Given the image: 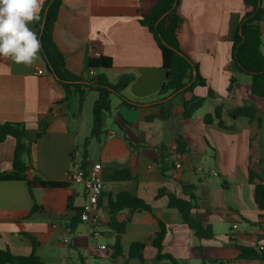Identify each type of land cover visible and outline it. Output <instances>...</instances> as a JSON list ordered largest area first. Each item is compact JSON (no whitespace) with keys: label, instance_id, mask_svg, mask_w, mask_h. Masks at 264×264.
I'll use <instances>...</instances> for the list:
<instances>
[{"label":"crops","instance_id":"obj_1","mask_svg":"<svg viewBox=\"0 0 264 264\" xmlns=\"http://www.w3.org/2000/svg\"><path fill=\"white\" fill-rule=\"evenodd\" d=\"M48 1L44 0L43 8ZM156 1L62 0L55 23L54 42L69 73L89 79V60L103 57L111 59L113 66L95 69V76H105L112 85L127 82L120 95L112 93L117 102L112 105L111 100V110L103 115V133L88 147L90 163L102 166L104 183L99 202L102 223L94 229L84 222L74 231L67 228L86 202L83 185L69 183L68 177L75 151L91 134L93 112L92 118L86 112L90 106L94 108L98 93L83 88V99L74 88L68 93L47 71L40 54L32 66L0 58V125H25L31 142L28 178L68 184L66 189H34L32 195L25 181H0V250L30 255L33 243L24 236L28 235L39 243L37 255L43 264H172L155 262L158 251L154 242L163 224L168 229L164 253L178 264H264L240 260L236 247L264 253V220L259 218L264 212L254 195L255 184L264 182V98L252 95L248 74H239L233 92L228 91L235 35L252 8L245 0L180 1L179 13L184 19L180 47L199 66L208 86L167 100L169 97L160 95L167 77L161 51L153 35L139 23ZM260 26L264 52V16ZM30 27L38 33L37 24ZM131 77L134 79L128 82ZM210 89L214 98L208 96ZM194 95L205 98V103L190 119H184L182 101ZM123 100L137 108L122 105ZM219 105L225 106L224 129L217 122H204L205 115ZM252 105L259 110L261 123L231 119L226 113ZM163 107L170 109V118L147 121ZM179 137L187 146L183 154L177 150ZM15 147L16 140L10 136L0 144L1 172L13 170ZM172 154L178 155L182 168L164 174L161 157L171 161ZM122 170H129L134 179L116 180V172ZM251 171L260 180L251 183ZM186 185L196 188L198 208L193 215L212 228V239L196 237L180 212L169 208L168 197H159L165 189L188 200ZM122 193L141 199L152 212L118 213L117 222L125 226V232L118 234L109 226V203ZM35 205L40 209L33 213ZM117 237L123 252L115 258ZM137 243L145 247L143 260L129 256L130 247Z\"/></svg>","mask_w":264,"mask_h":264},{"label":"trees","instance_id":"obj_2","mask_svg":"<svg viewBox=\"0 0 264 264\" xmlns=\"http://www.w3.org/2000/svg\"><path fill=\"white\" fill-rule=\"evenodd\" d=\"M181 0H157L155 6L148 14L141 15L139 23L146 28L157 42L162 54V67L167 72L166 80L160 90V95L163 99L171 96H181L186 93H193L197 87H207V81L202 77L199 66L196 65L187 55H185L180 47L179 32L183 26L184 19L179 13V5ZM262 0H245V4L252 8V11L247 13L242 20L237 33L235 35L232 60L229 67L232 77L228 88L229 93L233 92L239 74H248L251 77V91L252 95L258 98H264V52L263 37L261 31V18L264 16V7L259 6ZM62 6V0L48 1L42 12L41 21L37 24L38 35L41 42V52L39 53L47 67V71L51 73L57 81L62 84L70 93L71 88L80 92L81 99L84 98L85 91L83 88L94 90L98 93V99L93 108V128L90 136L85 140L83 146L75 151L73 161L78 159L81 169L88 174L90 165V156L88 147L92 140L100 138L103 133V115L111 110V95L116 93L118 95L127 87V82L121 80L118 84L112 85L103 75L94 76L89 79L77 77L67 71L64 55L57 48L53 33L55 23L58 19L59 10ZM113 66L112 60L109 58H91L89 60L90 69H109ZM197 72V77L194 80L193 73ZM134 78L131 77L128 82ZM191 83L190 86H188ZM210 98L215 97V93L210 89L208 92ZM174 97V98H175ZM69 98L65 101H68ZM205 103V98L193 96L190 100H183V118L190 119L197 111H199ZM122 105L136 109L135 104L127 100H123ZM225 113V106L219 105L215 108L213 113L205 115L204 122L207 125L215 122L221 128H226L223 121ZM231 119L247 118L251 122H262V118L258 117L259 110L255 105L244 106L226 111ZM264 118V111L262 112ZM171 117V111L168 108H162L160 114L151 115L147 118L148 122H153L155 119L167 120ZM13 137L16 140V147L14 153L13 170L9 173L0 171V181H25L31 192L34 189H66L68 184L60 182H51L42 180L39 177L29 179L27 176L28 163L31 157V142L27 140L26 127L22 123H4L0 125V144H2L7 137ZM40 137V135H39ZM178 152L183 154L187 151V146L179 137L177 140ZM77 153H80L77 157ZM161 171L165 174L171 168H174V163H171L165 157H161L160 163ZM249 180L255 183L260 180L259 175L250 172ZM116 180H133L134 177L129 170L118 171L115 174ZM195 186L186 185L184 191L188 200L178 198L175 194L167 193L165 189L159 192V197H168V206L171 209H176L183 217L185 224L200 240L212 239L214 237L213 230L210 226L205 227L200 218L194 217L193 211L198 208V197L195 194ZM33 195V194H32ZM255 202L261 212H264V182L255 184ZM40 209L35 205L32 212ZM128 210L134 212H152L151 206L146 204L141 199L135 198L128 193H122L117 196L115 201H110L109 212L111 214L110 228L118 234L125 232V226L117 222L116 216L118 213ZM260 221L264 220V215H260ZM81 210L76 213L74 218L67 228L70 231L76 230L81 223ZM167 227L160 224V231L157 233L154 247L158 251L155 259L156 263L164 260L170 261L172 264H178L177 261L170 255L164 253V240L167 234ZM33 243L32 253L28 256H16L9 249L0 250V264H43L41 258L37 255L39 243L35 238L29 237ZM119 237L115 242L113 250L114 257L122 255V248L120 246ZM240 251V260H259L264 261V253H259L253 248L236 246ZM144 245L134 244L130 247L129 256L133 259L143 260Z\"/></svg>","mask_w":264,"mask_h":264},{"label":"clouds","instance_id":"obj_3","mask_svg":"<svg viewBox=\"0 0 264 264\" xmlns=\"http://www.w3.org/2000/svg\"><path fill=\"white\" fill-rule=\"evenodd\" d=\"M44 0H0V58L25 66L39 59L41 42L30 25L41 21Z\"/></svg>","mask_w":264,"mask_h":264},{"label":"built area","instance_id":"obj_4","mask_svg":"<svg viewBox=\"0 0 264 264\" xmlns=\"http://www.w3.org/2000/svg\"><path fill=\"white\" fill-rule=\"evenodd\" d=\"M89 75L91 77L95 76V71L89 69ZM170 160L174 163L177 169H181L182 166L178 159V155L172 154ZM101 169L102 166L99 164H91L88 168V174L81 169L78 159L73 161L71 171L69 173V183L81 184L84 187L86 202L81 210V221L89 224L91 229H94L101 225L103 209L100 207L99 202L100 198L104 191V183L101 179ZM211 175L217 176L216 173ZM237 228V225H234V229ZM68 243V240H65ZM105 249L104 246L100 247Z\"/></svg>","mask_w":264,"mask_h":264},{"label":"rangeland","instance_id":"obj_5","mask_svg":"<svg viewBox=\"0 0 264 264\" xmlns=\"http://www.w3.org/2000/svg\"><path fill=\"white\" fill-rule=\"evenodd\" d=\"M90 95L97 96V94H95V93H92ZM111 100H112V105H115V103L117 102V98L115 96H112ZM92 112H93V109L90 106V110L88 112H86L88 114V118L89 117L92 118Z\"/></svg>","mask_w":264,"mask_h":264},{"label":"water","instance_id":"obj_6","mask_svg":"<svg viewBox=\"0 0 264 264\" xmlns=\"http://www.w3.org/2000/svg\"><path fill=\"white\" fill-rule=\"evenodd\" d=\"M259 6H261V3H259ZM193 76H194L193 79L195 80L196 77H197V72H196V71H194ZM190 85H191V83H190L188 86H190ZM173 96H174V95H173ZM173 96L169 97L167 100L171 99Z\"/></svg>","mask_w":264,"mask_h":264}]
</instances>
